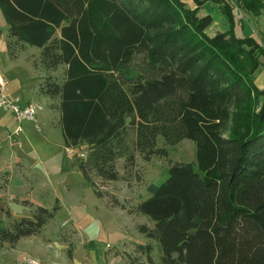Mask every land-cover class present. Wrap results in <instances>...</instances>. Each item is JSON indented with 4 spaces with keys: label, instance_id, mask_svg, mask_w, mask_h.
Returning <instances> with one entry per match:
<instances>
[{
    "label": "trees",
    "instance_id": "1",
    "mask_svg": "<svg viewBox=\"0 0 264 264\" xmlns=\"http://www.w3.org/2000/svg\"><path fill=\"white\" fill-rule=\"evenodd\" d=\"M194 1L0 0V9L10 55L13 44L41 50L38 93L59 100L66 148L88 146L78 169L95 190V177L121 179L119 159H168L160 138L195 143L196 161L171 163L136 209L154 222L138 230L162 254L156 263L152 243L139 245L148 264H264V47L233 25L210 35L209 0ZM216 3L230 24L236 5L264 10V0ZM58 210L38 206L0 228V250L41 234ZM0 218H13L2 198Z\"/></svg>",
    "mask_w": 264,
    "mask_h": 264
},
{
    "label": "rangeland",
    "instance_id": "2",
    "mask_svg": "<svg viewBox=\"0 0 264 264\" xmlns=\"http://www.w3.org/2000/svg\"><path fill=\"white\" fill-rule=\"evenodd\" d=\"M253 11L252 16L264 13ZM210 13L215 18L208 30L210 35L228 31L233 25L238 39L256 37L254 30L258 26L252 20L245 21L237 7L233 8L232 24L218 7ZM0 32L9 49L8 27L1 9ZM21 46L13 44L12 51L17 53L14 58L8 51L11 60L0 70V76L7 82L8 97L22 105L28 104L23 99L35 101L37 104L33 105L41 107V114L36 122L22 124L20 134L16 133V122L12 135V113L0 110V198L8 203L13 216L11 220L0 218V228H8L15 220L32 218L38 206L59 210L41 234L22 239L15 248L6 245L0 250V264H102V259L103 264H131L136 258L141 264H148L137 247L149 243L154 247L155 262L160 263L162 254L157 243L138 230L144 224L153 228L154 222L137 214L136 209L150 197L149 185H161L167 180L171 163L196 161L195 143L185 140L169 146L160 138L159 146L169 151L168 159L155 157L146 162L138 153L133 165L119 159V181L94 178L96 190L102 195L98 197L78 169L77 158H85L88 146L67 149L56 108L59 100L35 93V86L47 75L35 66L41 50ZM61 73L62 70L57 74ZM256 80L257 86H261L264 66L257 72Z\"/></svg>",
    "mask_w": 264,
    "mask_h": 264
},
{
    "label": "crops",
    "instance_id": "3",
    "mask_svg": "<svg viewBox=\"0 0 264 264\" xmlns=\"http://www.w3.org/2000/svg\"><path fill=\"white\" fill-rule=\"evenodd\" d=\"M216 1L219 2V0H209V1H207L206 4L203 6V10L201 11V13L202 14H210V15L213 16V14L210 13V11L213 10L215 8V6L218 7L219 9H221V6H222V4H218V3H216ZM229 1H231L233 4H235L237 2V0H229ZM185 2L192 9L196 8V6H197V4L195 3L194 0H186ZM238 6L236 5V7L238 8L239 12L244 16V20L248 21V22H250L249 20H252L258 26V29L254 30V34L256 35V37H253V38H255L264 47V27H263V25H264V13L262 15H260V16H257V15L256 16H252L251 13H247V12L243 11ZM214 20H215V18H214ZM214 23H215V21H214ZM8 60H11V59H10L9 54H8L7 44H6L5 40L0 37V70H4L5 69V65L8 62ZM35 82H38V81L36 80ZM260 85L261 86H258V87L260 89H264V81L262 83H260ZM35 87H36V92L35 93H37V95H39L38 94V86H35ZM23 100L25 102H27L28 104H37V103H35V101H33V99H30L33 102H28V99H23ZM0 110H2V109H0ZM6 113H8V112H6ZM0 114H1V111H0ZM40 114L41 113H39V116H40ZM11 115H12V119H13V121H11V123L13 125V130H12L11 134L13 135V132L15 131V129L17 127L16 126L17 124H16V120L14 118V115L13 114H11ZM14 126H15V128H14ZM11 134L8 136V138L11 137ZM22 156H24V155H21V157ZM101 263L103 264V259H102ZM104 264H105V262H104Z\"/></svg>",
    "mask_w": 264,
    "mask_h": 264
},
{
    "label": "built area",
    "instance_id": "4",
    "mask_svg": "<svg viewBox=\"0 0 264 264\" xmlns=\"http://www.w3.org/2000/svg\"><path fill=\"white\" fill-rule=\"evenodd\" d=\"M7 82L0 76V109L9 110L18 124L16 133L20 134L22 131V124L26 121L36 122L41 107L26 104L22 105L18 100H14L6 95Z\"/></svg>",
    "mask_w": 264,
    "mask_h": 264
}]
</instances>
